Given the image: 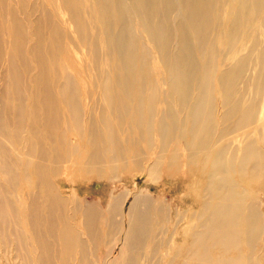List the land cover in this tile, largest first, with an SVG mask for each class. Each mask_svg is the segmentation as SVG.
Returning <instances> with one entry per match:
<instances>
[{
  "label": "bare ground",
  "instance_id": "obj_1",
  "mask_svg": "<svg viewBox=\"0 0 264 264\" xmlns=\"http://www.w3.org/2000/svg\"><path fill=\"white\" fill-rule=\"evenodd\" d=\"M35 1L0 0V264H264V0Z\"/></svg>",
  "mask_w": 264,
  "mask_h": 264
},
{
  "label": "rangeland",
  "instance_id": "obj_2",
  "mask_svg": "<svg viewBox=\"0 0 264 264\" xmlns=\"http://www.w3.org/2000/svg\"><path fill=\"white\" fill-rule=\"evenodd\" d=\"M34 4H35L36 9L44 7L41 4V2L37 0L34 2ZM38 18H39V13L37 12V13L32 14L29 20L31 22H35ZM61 20L65 21L66 19L62 18ZM30 36H31V42H32L33 35L31 32H30ZM73 36L75 38L76 43L80 42L78 37H76L74 33H73ZM47 39H48V36H47ZM5 44H7V46H10L8 44L7 39L5 40ZM82 51L86 53L84 45H83ZM94 183L95 184L93 185L87 184V187H84V189H80L79 191L80 197L87 199L89 201L94 200V199H99V197L102 198L103 200H107L110 195V191L112 189V184H110V182H104V181H96ZM252 186L255 187V184H252ZM126 188L129 191H132L133 193L134 192L136 193L137 191H142L143 194H147V192H149L152 197L165 199L167 203L171 206L173 216L175 214L174 213L175 210L187 211V209L191 207L189 198L186 196V194L183 197V193L184 192L186 193V191L182 187L176 189L173 184H170L164 179L162 180V178L156 184H153L151 183V181H149L146 178V176H142L141 173H137V174L131 173L129 174L127 179L120 180V182L116 184V192H123ZM127 206L128 204L124 208L125 212H126ZM184 226H185L184 224L180 223V227L178 226L179 228H177V232L179 233ZM174 243H176L177 246H180V244L182 243L181 238H179V236L177 235L175 236L173 235V244ZM119 248H120V243H117L113 249V252L111 254V257L109 258V261L117 260L119 258ZM145 251L147 253V248ZM163 253H164V250H163ZM100 255H101L100 256L101 259L107 258V252L105 250H103ZM173 255L175 254L172 252L170 259L173 258ZM165 259L169 262V264H176L175 260L171 261L168 258H164L163 260ZM147 261H148L147 255H145V258H143L142 262L140 261V263L149 264ZM100 262L102 264V261Z\"/></svg>",
  "mask_w": 264,
  "mask_h": 264
}]
</instances>
